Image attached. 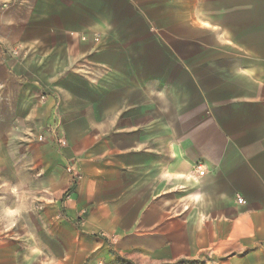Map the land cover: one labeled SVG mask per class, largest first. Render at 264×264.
Instances as JSON below:
<instances>
[{"label":"crops","instance_id":"1","mask_svg":"<svg viewBox=\"0 0 264 264\" xmlns=\"http://www.w3.org/2000/svg\"><path fill=\"white\" fill-rule=\"evenodd\" d=\"M120 259L264 264V0H0V264Z\"/></svg>","mask_w":264,"mask_h":264},{"label":"rangeland","instance_id":"2","mask_svg":"<svg viewBox=\"0 0 264 264\" xmlns=\"http://www.w3.org/2000/svg\"><path fill=\"white\" fill-rule=\"evenodd\" d=\"M41 144V143H40ZM46 162H48V157L46 154L40 155V166H45ZM70 167H66V172L68 176H70L72 184H76L78 181L77 175H75L74 170H70ZM23 185L20 190L21 195L24 200L29 198L30 204L25 205L24 213H29L30 215H38L47 213V212H59L61 214L66 213V209L70 204V201L66 199L67 193H73L72 189L69 187L68 189H55L54 195H52L51 191H48L46 188V173L43 170H39L37 173H27L23 172L22 174ZM76 182V183H74ZM51 196L54 197L55 200L51 199ZM83 221L86 219V214L82 215ZM20 223H29L28 220H24ZM35 223V222H34ZM40 223V222H38ZM79 225H81L82 220L78 221ZM96 236L100 238H107V234L105 231H100L96 233ZM115 240V238L111 239ZM125 242V241H124ZM123 264H126L125 260H121Z\"/></svg>","mask_w":264,"mask_h":264},{"label":"built area","instance_id":"3","mask_svg":"<svg viewBox=\"0 0 264 264\" xmlns=\"http://www.w3.org/2000/svg\"><path fill=\"white\" fill-rule=\"evenodd\" d=\"M83 39L85 40V38H83ZM96 41H98V39H96ZM37 141L39 143H44V141H45L44 135H39L38 138H37ZM56 146H58L61 149L67 147V140L65 139V137H64V135L62 133L57 136ZM195 170H196L197 177L200 178V179L205 177L206 174H207L204 165H201V164L197 165ZM66 199L68 201H71L73 199L72 193H67ZM236 202H237V205H239V206H243V205L246 204L244 198H242L241 196L237 197Z\"/></svg>","mask_w":264,"mask_h":264}]
</instances>
